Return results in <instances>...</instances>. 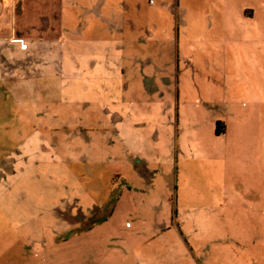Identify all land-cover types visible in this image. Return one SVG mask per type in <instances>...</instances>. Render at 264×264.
Returning <instances> with one entry per match:
<instances>
[{"label": "rangeland", "instance_id": "374dc122", "mask_svg": "<svg viewBox=\"0 0 264 264\" xmlns=\"http://www.w3.org/2000/svg\"><path fill=\"white\" fill-rule=\"evenodd\" d=\"M113 1L104 5L135 14L134 20L144 29L139 39L142 61L129 60L132 51L125 52L126 92L117 105L106 102L101 107L103 121L112 126L95 132L104 144L96 143L91 154L82 142L90 131L78 126L90 124L86 55L66 52L68 60L73 55L75 59L72 72L64 69V88L57 99L48 92L40 94L48 107L56 105L59 115L40 120L27 116L14 92L7 89V94L3 89L8 85L3 77L18 61L0 51V206L6 203L2 191L13 187L14 194H9L14 198L12 216L20 223L15 235L37 239L39 249L36 257L32 253L22 259L18 247L23 245L15 243L9 251L16 255L7 262L0 259V264H138L140 251L144 256L161 253L156 244L143 240L181 235L200 236L208 246L214 241L209 257L237 264L236 247L246 244L236 241L264 236V4ZM85 6L76 11L84 12ZM103 12L106 15L109 10ZM150 28L161 33H148ZM5 44L10 42H0V48ZM89 45L90 40L83 49ZM38 63L34 62L35 67L50 71ZM15 69L17 75L23 74L22 66ZM47 75L48 86L54 85L50 72ZM29 96L20 101L32 111L39 90ZM115 111L122 120L116 121ZM217 119L225 122L224 134L215 132ZM91 157L94 198L102 199V192L98 195L102 189L104 200L110 198L102 212L95 205L90 210ZM51 158L58 165L47 162L33 168V161ZM19 166L32 171L20 178ZM108 170H112L107 175L109 183ZM103 214L109 216L97 222ZM93 221V227L86 229ZM2 245L6 243L0 241ZM171 245L176 253L182 251L178 244ZM209 257L210 264L214 259Z\"/></svg>", "mask_w": 264, "mask_h": 264}, {"label": "crops", "instance_id": "0c3cea01", "mask_svg": "<svg viewBox=\"0 0 264 264\" xmlns=\"http://www.w3.org/2000/svg\"><path fill=\"white\" fill-rule=\"evenodd\" d=\"M122 1L123 0H115L113 3H121ZM248 1L261 2V4H264V0ZM111 2L112 0H0V42H10V44H5L7 45L5 48L2 46L0 51L5 52V54L9 53L13 57L12 60L18 61V63L12 66V72H10L8 76L3 77L2 75L3 79L5 78V82L8 83L7 87H3V89H9L14 92L17 104L27 116L45 120L46 117L54 119L59 115L56 105L50 103L48 107V102L45 101V98H41L40 94H46L45 92H48L51 97L57 99V93L59 94L61 92V87L64 88V69H66L68 73L72 72L71 70L74 66L73 63L75 59V55L72 54L73 59L71 58V60H68L66 52H79L77 54L80 56L85 54L87 60L90 61L87 65L90 68L89 85L87 87L85 86L90 91V98L87 99V104H89L88 107L90 106V124L88 128H83V125H78L81 131H90V135L86 136L87 141H82L83 144L90 148V154L93 153L94 150H92V148L96 146V143H100L98 144L100 146L104 144L96 136L95 132L98 130L104 132L112 126L110 123H105L103 121V115H105V113L101 107H105L106 102L117 105L118 99L126 92L128 60L127 56H125V52L128 50L132 51V54L130 53L128 55L129 60L132 59L135 62H139L141 59L139 56H141L140 52L142 48L139 46V39L143 33L142 30H144L142 25L139 26L140 24L134 20L136 19L135 14H128L126 10H121L119 6L104 5L105 3ZM83 4H87V6L82 8L84 12H77V8H81ZM95 4H99L97 9ZM102 9L106 10V12L109 10L108 14L104 15V12L102 14ZM248 15L253 16L254 13L248 11ZM80 19H82L83 22ZM87 31H90V34L86 33ZM138 31L142 32H140L138 37L135 36V38L134 34ZM152 31L156 34L161 33L155 28H150L148 33H153ZM177 33L179 34L178 28ZM89 40L90 45L88 49H83V44L87 43ZM126 41L131 44L126 46ZM205 49L210 50L208 47H202V50L205 51ZM251 49L253 50V48ZM36 61L39 62L38 64H40L41 67L50 68V71L39 69L38 65L35 67L34 62ZM19 66H22L24 70L22 75H17L15 73V68ZM30 66H33L34 70L30 71ZM78 66H80V64H78ZM96 66L103 67V70L98 71ZM132 70L133 68L131 67L130 71ZM49 72L54 85L48 86L47 74ZM139 73L141 74L140 71ZM79 75L78 73L77 76ZM36 77L39 78L38 81H36V79H38ZM36 82H41L42 84L38 83L37 85L35 84ZM81 83H83V80ZM37 90H39L37 102L34 105L35 107H32L33 110L29 111L30 108L26 107V105L23 106L20 100L25 99L27 95L29 96L32 92ZM8 92L7 90L6 93L8 94ZM114 95H116V97H113ZM29 97L32 98L31 96ZM82 101L85 100L83 99ZM58 102L60 103L63 101L59 100ZM113 114L117 116L116 121L122 120L121 116L116 111ZM217 121L222 120L217 119L215 121V127ZM95 122L97 123L96 125H94ZM222 122L224 131L220 134L226 132L225 122ZM47 125L48 124L45 125V128H48ZM92 157L94 158V156ZM92 157L90 158V210H94L93 208L95 205V207L99 208L98 210L102 212L105 207L109 205L110 198L109 202L104 200L103 195L105 190L103 189L98 192V195L102 192L100 195L102 199L96 201L94 198L96 192L94 190L95 185L93 181L96 176L92 170V165L95 163ZM58 160L62 161L60 159ZM47 162H50V165H58L54 158H51L50 161L38 159L36 162L33 161L35 165H33V168L36 167V165L40 167V164L44 166ZM69 163L73 164V161L70 160ZM30 168H32V166H30ZM19 170L23 171V175H21L20 178L25 177L26 174L32 171V169L25 171V168L22 166H19ZM111 171L112 170H108L106 174L108 183L109 177L107 175ZM67 180L68 179L65 181ZM107 189L106 194L109 196L111 190L108 187ZM85 193L87 194V192ZM1 194L5 196L4 199H6V203L3 202L0 206V220H2L0 227L4 228V230L0 232V241L1 243H6V245H2L3 247L0 248V250H3L1 251L0 259L6 260L7 258L5 261L7 262L8 257L15 256L16 254H11L12 252L9 250L13 249L14 244L19 242L23 245L18 247V254L20 256H17H19V258H29L26 256H30L32 253L34 257H36L39 253V249L36 246L38 240H30L25 237L24 233L17 236L15 235V227L20 223H16V220L12 216L13 211L11 206L14 204V198H10L9 194H14V188L8 187L3 190ZM69 196L74 197L73 194ZM77 197L78 193L75 192V201H77ZM93 214L94 213L91 212L90 216ZM107 216H109V214H103L96 221L101 222L105 220ZM96 221H93L86 229L93 227ZM217 240L219 241V239ZM144 242L151 245L156 244L158 252L161 251V253L158 254L151 251L144 256L143 251H140L139 256L136 257L138 258V264H143L144 260L146 264L148 259H150L149 264H209L208 257L211 256L209 255L210 246H212V242L214 241H209L211 244L208 246L206 245L208 241H204L200 236L192 237L181 235L174 239L165 236H152L142 241V243ZM173 243L178 244V248L182 251L176 253V248L171 245ZM202 243H205L208 249L205 245H201ZM236 243L246 244L244 247H236L235 258L239 259L237 264H264V236L241 237ZM259 243L263 244L262 249L260 247L256 250L254 245ZM168 244H170V246ZM251 244L254 245L252 246ZM206 249L207 252L205 251ZM215 249L217 250V248ZM209 258L214 259L210 264H229L220 261L217 257ZM5 262L2 263L7 264Z\"/></svg>", "mask_w": 264, "mask_h": 264}, {"label": "trees", "instance_id": "16d2710c", "mask_svg": "<svg viewBox=\"0 0 264 264\" xmlns=\"http://www.w3.org/2000/svg\"><path fill=\"white\" fill-rule=\"evenodd\" d=\"M224 131V125L222 121H217L216 122V127H215V132L217 134H220Z\"/></svg>", "mask_w": 264, "mask_h": 264}]
</instances>
